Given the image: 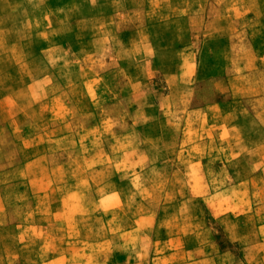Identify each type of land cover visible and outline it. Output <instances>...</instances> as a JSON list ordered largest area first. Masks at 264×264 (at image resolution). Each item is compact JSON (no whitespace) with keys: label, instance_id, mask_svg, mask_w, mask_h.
<instances>
[{"label":"rangeland","instance_id":"374dc122","mask_svg":"<svg viewBox=\"0 0 264 264\" xmlns=\"http://www.w3.org/2000/svg\"><path fill=\"white\" fill-rule=\"evenodd\" d=\"M171 3L0 0V264H264V0H189L188 84Z\"/></svg>","mask_w":264,"mask_h":264},{"label":"crops","instance_id":"0c3cea01","mask_svg":"<svg viewBox=\"0 0 264 264\" xmlns=\"http://www.w3.org/2000/svg\"><path fill=\"white\" fill-rule=\"evenodd\" d=\"M174 1L176 3L177 0H171ZM186 3L184 4V12L181 13V16H184L186 18V26L181 27V31L184 32L187 35V38L185 41V49L188 51L189 50V33H192L193 31H195V27L193 26V24L189 25V0H183ZM174 3V4H175ZM174 4H170L171 6ZM177 7L171 8V12H170V18H174V16H178V10L176 11ZM177 13H176V12ZM194 13V12H193ZM218 14V13H217ZM217 14H213V15H217ZM193 15H197V16H201L204 15V17H206L207 15L210 16V12H206V13H196ZM174 21L177 22V17L174 19ZM204 31V30H203ZM178 48H180V45L177 44ZM181 65L183 66L182 71H184L185 73L181 75L180 79L182 81H186V83H189V51H188V56L185 57V59H183V61H181ZM184 69V70H183ZM206 260V259H203Z\"/></svg>","mask_w":264,"mask_h":264}]
</instances>
